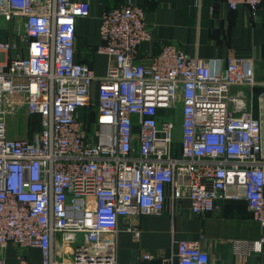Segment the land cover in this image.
Returning <instances> with one entry per match:
<instances>
[{
    "label": "built area",
    "instance_id": "built-area-1",
    "mask_svg": "<svg viewBox=\"0 0 264 264\" xmlns=\"http://www.w3.org/2000/svg\"><path fill=\"white\" fill-rule=\"evenodd\" d=\"M227 3L256 11L264 0ZM90 15L87 0H0V30L17 38L0 42V264H117L121 219L161 215L169 200H189L202 217L219 200H244L264 226V82L254 60L224 64L175 44L140 60L152 32L144 7L128 1L101 14L94 52L108 64L97 75L76 61L77 23ZM24 113L39 129L10 138L6 117ZM176 247L164 264L210 263L201 241Z\"/></svg>",
    "mask_w": 264,
    "mask_h": 264
},
{
    "label": "crops",
    "instance_id": "crops-1",
    "mask_svg": "<svg viewBox=\"0 0 264 264\" xmlns=\"http://www.w3.org/2000/svg\"><path fill=\"white\" fill-rule=\"evenodd\" d=\"M87 1L91 15L77 23L76 61L89 63L97 75H104L108 64L105 55L94 52L101 44V14L130 1L144 7L152 32V41L141 48L140 60L158 55L164 45L175 44L194 57L221 60L224 64L231 58L253 59L256 80L264 82V3L252 11L245 4L232 10L227 0H202L201 5L196 0ZM15 40L10 29L0 30V42ZM86 53L90 56L86 57ZM259 92L260 87L255 89L256 95ZM254 115L258 116L257 101ZM23 116L29 115H20ZM9 117L13 116L6 117L7 123ZM38 129L39 124L31 130L21 128L14 132L8 127V136L32 138ZM217 204L218 210L202 217L192 214L189 200L175 205L169 200L167 210L161 215H144L132 219L131 224L121 219L117 264H164V259L176 254L180 240L201 241L210 254L209 264H264V243L260 251L254 250V243L264 238V226L254 219L248 203L219 200ZM130 225L138 228L139 236L129 231ZM235 243L241 244L247 253L244 259L236 252ZM145 253L155 258L144 261Z\"/></svg>",
    "mask_w": 264,
    "mask_h": 264
},
{
    "label": "rangeland",
    "instance_id": "rangeland-1",
    "mask_svg": "<svg viewBox=\"0 0 264 264\" xmlns=\"http://www.w3.org/2000/svg\"><path fill=\"white\" fill-rule=\"evenodd\" d=\"M89 53H86V57H89L90 54L88 55ZM81 114H82V119H86V115L88 114V112L86 110H83L81 111ZM86 116V117H85ZM89 118V117H88ZM37 122V123H36ZM8 127H9V130L11 131H18L19 129H26V130H31L35 127L36 124H39V118L36 116H23V117H20V116H17V117H9L8 119ZM94 127H92L91 129V132L94 131L93 129ZM35 133V132H34ZM0 253H2V251H0ZM17 254V251L14 250V249H10L8 251V259L9 261H15V256ZM28 255H30L32 257V259L35 261V262H38L39 259H40V255L37 251H28Z\"/></svg>",
    "mask_w": 264,
    "mask_h": 264
}]
</instances>
